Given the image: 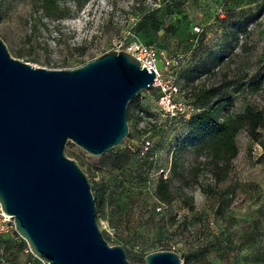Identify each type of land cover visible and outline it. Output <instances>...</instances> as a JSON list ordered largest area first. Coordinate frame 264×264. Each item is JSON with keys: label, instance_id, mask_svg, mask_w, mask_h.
I'll use <instances>...</instances> for the list:
<instances>
[{"label": "rangeland", "instance_id": "1", "mask_svg": "<svg viewBox=\"0 0 264 264\" xmlns=\"http://www.w3.org/2000/svg\"><path fill=\"white\" fill-rule=\"evenodd\" d=\"M33 2L0 0V38L16 59L49 70L75 69L133 43L153 45L182 56L174 73L180 100L202 108L229 96L232 115L247 106L264 115V0H188L180 7L174 0H97L61 21L34 20ZM195 27L201 32L194 33ZM157 67L169 76L162 62ZM207 93L211 98L202 97ZM157 101L156 89L130 101L128 136L103 156L71 142L66 147L100 196L97 220L104 238L124 247L131 264L167 250L183 264H264V125L257 141L245 130L238 133L237 156L217 182L207 153L176 151L187 125L163 117ZM145 142L148 155L142 158L138 151ZM176 155L186 175L172 180L175 199L162 205L155 189L161 176H171ZM197 167L201 173L193 178ZM190 198L192 209L184 201ZM3 246L0 264H44L15 229Z\"/></svg>", "mask_w": 264, "mask_h": 264}, {"label": "water", "instance_id": "2", "mask_svg": "<svg viewBox=\"0 0 264 264\" xmlns=\"http://www.w3.org/2000/svg\"><path fill=\"white\" fill-rule=\"evenodd\" d=\"M149 70L125 50L75 69L34 67L0 38V207L44 264H131L104 238L90 179L66 147L100 157L121 145L130 101L155 89ZM145 264L183 260L157 251Z\"/></svg>", "mask_w": 264, "mask_h": 264}, {"label": "trees", "instance_id": "3", "mask_svg": "<svg viewBox=\"0 0 264 264\" xmlns=\"http://www.w3.org/2000/svg\"><path fill=\"white\" fill-rule=\"evenodd\" d=\"M33 1L35 9H33L31 17H33L34 20L39 21L42 18H46L51 21H61L64 18L75 16V13H79L88 2L97 0ZM187 1L188 0H174L177 7L184 5ZM72 7L75 8V12H72ZM171 13L172 12H170V14ZM259 84V82L254 84V88L259 86ZM205 96H209V94H204L202 97ZM209 98H211V96H209ZM187 103L192 105L196 110L189 119L166 116L169 120L183 121L188 128L185 136L177 145L176 151L180 152L182 149H191L198 155L207 153L210 159L207 163L210 166L209 171L217 182H221L228 174L231 161L237 156L238 149L236 145V137L238 133L245 130L253 141H257V137L259 136L258 131L264 125V115L260 110L251 106L245 107V109L239 114L232 115L231 109L233 107V101L229 96L219 97L218 99L211 101L208 104V107L199 108L192 102L187 101ZM141 113L144 114L143 111H141ZM147 117L152 116L148 115ZM142 149L143 147L141 150L139 149L140 152L138 151L139 157ZM147 155L148 151L142 158H146ZM196 170V173L193 172V178H197L201 173L200 167H197ZM171 171L172 174L169 178L165 179L164 176L160 177L155 189V197L162 205L171 204L175 199L170 186L172 180L177 177L179 180L181 179V181H183L186 175V171L180 169V166L178 165L177 155L172 161ZM94 198L98 214L102 206V201L100 200V196L94 195ZM184 201L189 208L192 207L193 198ZM3 245L4 236L0 242V260L2 261L4 260Z\"/></svg>", "mask_w": 264, "mask_h": 264}, {"label": "built area", "instance_id": "4", "mask_svg": "<svg viewBox=\"0 0 264 264\" xmlns=\"http://www.w3.org/2000/svg\"><path fill=\"white\" fill-rule=\"evenodd\" d=\"M195 33H200V27L194 28ZM123 47V44H121ZM127 52L137 57L142 67L147 70L152 69L155 72L156 79L154 83L155 89L158 91V107L163 117H179L189 119L195 112V108L189 105L187 102L180 100L181 88L174 78V73L178 69L182 61L180 54L168 55L159 50L153 45H147L142 43H133L127 47ZM162 62L165 70L169 74L168 77H164L161 71L157 67V63ZM150 71V70H149ZM140 116L147 120L149 124H155V120L152 117H145L143 113ZM149 143L145 142V146L141 151V155L144 156L149 149ZM10 228L15 229V225L12 222L10 216L3 213L0 207V242Z\"/></svg>", "mask_w": 264, "mask_h": 264}]
</instances>
